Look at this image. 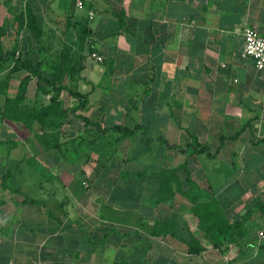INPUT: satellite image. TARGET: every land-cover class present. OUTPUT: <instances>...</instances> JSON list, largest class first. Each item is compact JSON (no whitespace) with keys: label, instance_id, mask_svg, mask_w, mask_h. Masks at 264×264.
<instances>
[{"label":"crops","instance_id":"crops-1","mask_svg":"<svg viewBox=\"0 0 264 264\" xmlns=\"http://www.w3.org/2000/svg\"><path fill=\"white\" fill-rule=\"evenodd\" d=\"M78 1L56 0L55 7L89 20L103 56L100 62L88 55L78 88L93 84L90 93L81 91L98 105L78 114L103 126L143 128L93 142L94 128L71 109L46 117L45 127L2 117L29 73H11L9 61L0 71V264H264V71L243 56V28L264 34V0H82L83 7ZM3 45L12 48L4 39ZM38 82L33 77L29 84L28 108L49 105L55 94ZM144 131L182 146L195 134L218 150L215 157L198 153L217 165L206 174L192 162L190 168H199L194 173L182 166L191 150L148 143ZM112 139L130 155L97 151ZM144 143V151L133 150ZM151 149L163 156L154 154L148 168L132 165ZM94 155L99 167L90 163ZM115 162H122L119 169ZM224 163L241 164L244 174L255 163L249 188L219 190L215 173ZM164 168L174 169L171 201L159 198ZM253 179L260 181L252 186ZM193 183L197 189L189 192ZM191 193L220 201L232 224L222 245L199 228ZM192 234L200 252L190 250Z\"/></svg>","mask_w":264,"mask_h":264},{"label":"rangeland","instance_id":"rangeland-1","mask_svg":"<svg viewBox=\"0 0 264 264\" xmlns=\"http://www.w3.org/2000/svg\"><path fill=\"white\" fill-rule=\"evenodd\" d=\"M0 5H1L0 25L6 26L7 28V34L3 37L4 44L7 45L8 47L12 46V48L22 47L24 50L26 49L27 46L32 47V49L30 50L31 56H34L35 58L37 57L36 59H41L42 57H44V59L46 58L47 61L44 63L45 64L44 69L46 68L45 69L46 71H49L51 69V64H52L51 60L54 61V63L56 60L60 61L62 59V56H64L65 54L66 55L69 54L68 55L69 58L73 57V59H71L72 66L74 64H76L77 66L78 64L84 65L85 62L87 61L88 55H90L94 60L100 62L102 61L98 59L99 56L101 57L103 56L99 52V49L96 45L98 41L97 35L96 32L90 27L89 20L85 19L84 17L80 18L78 15H76V13L72 17H70V14L68 15V12L64 13L62 11V13H59L60 9L55 7L56 0H0ZM33 13L37 17L36 19L34 18V20H31V22L29 23L30 15H33ZM31 30H33L35 33ZM34 34H36L37 36H34ZM84 68L82 67L81 73L71 80H68L69 77L66 76L65 81L69 87L73 89H78L79 86H81L80 79L83 76L82 73L84 71ZM67 75L70 76V74ZM33 85H35V83ZM2 86L4 87L3 83ZM92 87H94L93 84L91 86H88L87 88L80 87L79 90H83V91L87 90V92L90 93V91H92ZM62 93L63 96L61 102H64V105L66 104L67 106L68 105L71 106L73 103L76 102L77 104L79 102V100L75 96L71 95L68 91L64 90ZM98 102L99 100L97 98L96 100L97 105ZM96 103H93V105H91L89 101L87 107L80 110H83L84 112L87 113L89 112L91 114L93 113V110L97 106L95 105ZM113 141H114L113 139L111 141H103L101 143L103 146L99 145L97 151L100 152L101 154L105 151L107 153L106 156H112V154L115 153L120 156L130 155V153L126 152V148L121 146L119 147L116 144V142ZM160 144L162 143L160 142ZM146 145H147L146 143L142 145L134 144L133 150L139 153V151H144L146 149ZM104 146L106 149L104 148ZM147 147L149 146L147 145ZM163 147L166 150L168 149L164 145ZM152 149L148 150V152L145 151V153H143L145 154L144 156L143 154L141 155L139 154V157H137L138 160L132 165L133 166L138 165L139 167L141 166L148 168L147 163L146 165L144 164L145 162H147V160L149 161L150 158L154 156V154L156 156L155 157L156 159H159L163 156L162 155L161 157H157L158 153H156L155 149L154 150ZM171 151L174 152V149L171 148ZM135 152L131 151V153L134 154ZM169 155L170 152L168 150L167 156ZM193 156L194 155H192V151H190L188 153L187 163L183 164L182 166H186L188 164L190 168L191 166L190 164L192 162L193 163L196 162L195 163L196 166L199 164L200 166H202L206 174H210V172H212L213 169H215L216 167L213 165H217L215 162L205 159L202 156H199V154L192 159L191 157ZM97 158L98 157L94 155L90 163L93 165H98L99 167ZM121 163L122 162H115L112 163L114 165L111 166H113V168L115 167V169H119L121 167ZM254 164L255 163L246 164L247 171L245 172V174L243 173L245 169L241 168L242 167L241 164H235L231 166L225 163L223 165L219 164L218 166L220 167V169L216 170L215 173V177L217 179L216 187L219 188V190L222 188H228L229 190L236 192H239L243 188L248 187L247 182L250 181V179L247 178V176L248 173L251 172L248 170L251 166L254 167ZM191 170H194V173H196L197 170H199V168L196 167L193 168L192 166L190 168V171ZM109 172H112L110 168L108 169L107 173ZM261 175L264 174L261 173ZM124 176L130 177L127 175ZM255 176L256 175L253 174V178ZM133 181L135 182L136 179H134ZM259 181L260 180L253 179L251 185L255 186L256 182ZM195 189H197V186L193 183L191 190H189V192H192ZM192 195L194 194L191 193V196ZM194 196L200 198L203 195H194ZM188 197L190 198V195ZM191 218L194 219L192 215ZM255 224L252 225L251 227L252 230L253 229L255 230L256 227L254 226L259 225V224L256 225ZM193 230L198 235L201 234L199 233V230L195 225H193ZM217 238L223 239L221 236Z\"/></svg>","mask_w":264,"mask_h":264},{"label":"trees","instance_id":"trees-1","mask_svg":"<svg viewBox=\"0 0 264 264\" xmlns=\"http://www.w3.org/2000/svg\"><path fill=\"white\" fill-rule=\"evenodd\" d=\"M36 15H30L29 23L31 20L36 19ZM33 31V30H31ZM34 32V31H33ZM35 33V32H34ZM7 34L6 26L0 25V71L4 70L8 66V62H13L11 73L18 69H26L29 73L21 79L18 94L15 98H7L5 109L2 112V117H7L15 120L24 121L27 124H31L33 121H38L42 124L43 127L46 125V117H52L54 120L55 117H65L67 116L69 110L79 116L87 127L94 128L96 134L93 142L97 138L104 135L108 132H120L123 136H132L137 133L141 128V125H137L135 128H130L121 124H115L112 126H103V124L98 120H93L87 115L78 114L80 109L86 108L89 103L88 93H83L81 90L73 89L69 87L66 83V76L70 74V78L73 79L78 76L84 65L74 64L71 65V59L69 54L62 56L60 61L51 60V69L46 71L43 67L46 62L44 59H36L34 56H31L30 50L32 47L27 46L26 49L21 50L20 48H11L6 50L3 45V37ZM34 36H37L34 34ZM70 60H69V59ZM33 77H37L41 89L46 92H55L51 98V103L49 105L40 106V108L26 106V95L29 89V84ZM7 85V82L3 83ZM68 91L71 95L75 96L79 100V104L74 108L65 107L64 102L58 99L59 95L64 91ZM54 122V121H53ZM59 124H62L59 122ZM143 137L147 140L148 143L153 140L160 141L166 148H180L182 151L187 152L188 150L192 151V155L206 152L209 157H215L218 153V150L214 153L211 152V149L208 146H203L197 135L191 134V142H189L185 147L181 144H172L164 136L149 137L147 132H143ZM239 135V134H237ZM221 141H224V138H221ZM220 150V149H219ZM187 163V162H186ZM174 169L164 168L161 170V185L159 198L165 201H171L174 199L175 192H173V180L170 178V174ZM167 188H170L172 191H168ZM174 193V194H173ZM191 195V194H190ZM190 200L194 203L193 213L199 219V228L203 232L204 236L210 241L214 246H220L223 244L222 239L217 237L223 236L227 237L229 229L232 228V224L229 223V220L222 211L220 201L214 196L209 197L208 199H201L197 196H190ZM191 240L188 242L190 250L192 252H200L204 247L199 243V239L191 235Z\"/></svg>","mask_w":264,"mask_h":264},{"label":"built area","instance_id":"built-area-1","mask_svg":"<svg viewBox=\"0 0 264 264\" xmlns=\"http://www.w3.org/2000/svg\"><path fill=\"white\" fill-rule=\"evenodd\" d=\"M78 6L83 7L84 2L79 0ZM243 36V56L251 58L255 67L258 70L264 71V34L254 27L245 26L243 28ZM98 59L102 60V57L99 56Z\"/></svg>","mask_w":264,"mask_h":264}]
</instances>
